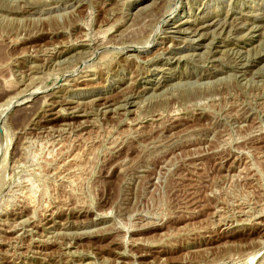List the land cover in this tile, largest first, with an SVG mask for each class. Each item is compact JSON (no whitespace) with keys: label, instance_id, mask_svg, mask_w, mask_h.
I'll list each match as a JSON object with an SVG mask.
<instances>
[{"label":"rangeland","instance_id":"rangeland-1","mask_svg":"<svg viewBox=\"0 0 264 264\" xmlns=\"http://www.w3.org/2000/svg\"><path fill=\"white\" fill-rule=\"evenodd\" d=\"M0 113V264H264V0H0Z\"/></svg>","mask_w":264,"mask_h":264},{"label":"bare ground","instance_id":"bare-ground-1","mask_svg":"<svg viewBox=\"0 0 264 264\" xmlns=\"http://www.w3.org/2000/svg\"><path fill=\"white\" fill-rule=\"evenodd\" d=\"M202 27H203V26H202ZM199 30H200V29H199ZM23 101H24V100H23ZM17 102H19V101H17ZM20 102H21V101H20ZM20 102H19V104H20ZM8 103H9V102H8ZM14 103H15V102H14ZM11 104H12V103L10 102L9 105L6 106V107H9ZM7 109H8V108H7ZM7 109H6V110H7ZM6 110H5V111H6ZM0 115H1V113H0ZM263 234H264V233H263ZM261 242H263V241H261Z\"/></svg>","mask_w":264,"mask_h":264}]
</instances>
